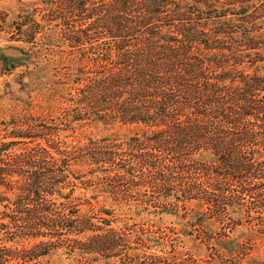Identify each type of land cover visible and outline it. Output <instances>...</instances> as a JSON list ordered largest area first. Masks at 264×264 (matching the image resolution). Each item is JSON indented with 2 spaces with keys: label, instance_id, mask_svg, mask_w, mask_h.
I'll return each mask as SVG.
<instances>
[{
  "label": "trees",
  "instance_id": "16d2710c",
  "mask_svg": "<svg viewBox=\"0 0 264 264\" xmlns=\"http://www.w3.org/2000/svg\"><path fill=\"white\" fill-rule=\"evenodd\" d=\"M15 1L3 74L37 73L64 108L56 128L17 111L0 124V264H117L133 237L157 252L134 264L242 255L245 211L264 214V0Z\"/></svg>",
  "mask_w": 264,
  "mask_h": 264
},
{
  "label": "rangeland",
  "instance_id": "374dc122",
  "mask_svg": "<svg viewBox=\"0 0 264 264\" xmlns=\"http://www.w3.org/2000/svg\"><path fill=\"white\" fill-rule=\"evenodd\" d=\"M16 1L15 0H3L0 1V12H7L11 15V17H14L16 13ZM3 36H6L7 34L5 32H2ZM7 45H11L10 43L6 42L4 38H0V46L4 47ZM6 54L19 57L21 55L20 52L15 50H6L4 51ZM31 69L35 70V66L32 65ZM28 73L26 72V69L24 67H18L12 74L7 75L3 74L1 63H0V124L3 121L9 120L10 116L14 112L20 113V115H23L25 118H28L29 120L31 118L35 119L36 121H43L48 122V124H52L50 122H53V127H58L55 123L58 118L61 117V108L64 107L59 105L57 102H55L53 99L50 101H45L46 98L43 97L40 92H38V87L40 86L39 77L38 74L33 76L31 80L28 78ZM22 82L26 83L25 88L22 85ZM69 108L68 104H65V108ZM24 113V114H23ZM28 115H26V114ZM102 135H105L103 133ZM199 179V177L197 178ZM190 180V179H189ZM107 184H111L110 181H103ZM183 200V199H182ZM184 201L180 203V210L181 215L184 217H187V219H190L192 215H196V213L191 211V207L188 205H184ZM173 204H176L174 201ZM80 209H89L87 206H82ZM244 218L242 220V224L246 227L256 226L258 225H264V214H262L260 211L257 213L255 211H252L251 213H247L248 211H245ZM198 213V212H197ZM199 214V213H198ZM262 214V215H261ZM238 215H234V213L229 212L224 217L220 218L219 220L215 219L217 221L216 227H221L222 224L226 226L232 225L234 222L237 221ZM156 222V220H154ZM184 220L178 219L173 215H165L162 218L161 226L164 231L167 233L169 232V229L172 230L174 228L180 229V223H183ZM240 223V222H237ZM241 224V223H240ZM219 225V226H217ZM243 227L242 229H239L238 231H243L244 236H242V244L244 245L246 251L242 252V255L236 258H228L229 264H264V239L262 238H254L251 239L250 236H246V227ZM214 228V226H213ZM256 228V229H257ZM204 232L199 233V228L197 231L189 230V234L191 235V239L189 242H183L182 245L185 246L188 249H193L199 247V244L201 241H204L205 236V229H202ZM215 230V229H214ZM172 239L174 238V241L176 239V236L172 233L170 234ZM247 238L249 240H247ZM124 250L131 251V256H124L120 262L117 264H134V257L132 256L135 252L133 249H136V251H139L141 254L142 260H147V258H150L151 252H156L154 249L147 250L143 243H141V240L137 237H133L127 241L123 246ZM204 247V246H203ZM145 252H150L149 254ZM157 253V252H156ZM190 254V253H189ZM196 254L199 255V249H197ZM201 255L203 256V260H205L207 256L206 251H202ZM186 257H190L186 256ZM70 257L66 254L62 256L58 260L57 257H54L50 261V264H78L76 260L69 259ZM62 261V262H61ZM148 261V260H147ZM245 261V262H244ZM80 262V261H79ZM117 262V261H116ZM83 263V262H82ZM95 264H104V261L95 262Z\"/></svg>",
  "mask_w": 264,
  "mask_h": 264
}]
</instances>
